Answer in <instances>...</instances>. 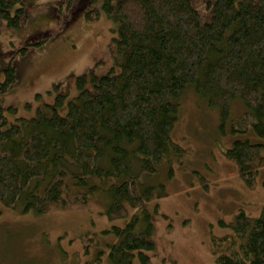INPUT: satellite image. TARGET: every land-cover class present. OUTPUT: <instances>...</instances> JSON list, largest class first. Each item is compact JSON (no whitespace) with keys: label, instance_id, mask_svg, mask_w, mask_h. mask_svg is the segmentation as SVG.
<instances>
[{"label":"trees","instance_id":"16d2710c","mask_svg":"<svg viewBox=\"0 0 264 264\" xmlns=\"http://www.w3.org/2000/svg\"><path fill=\"white\" fill-rule=\"evenodd\" d=\"M208 5L213 12L207 22L191 0H103L86 10L88 22L102 14L113 22L121 71L78 76L76 97L59 93L51 114L17 116L12 122L7 111L17 114V108L0 102V202L43 212L60 202L85 204L87 187L103 191L111 201L110 220L137 210L125 226L108 231L117 237L110 246L111 264H133L136 255L149 264L148 252L156 244L147 210L154 187L147 181L169 157L181 161L190 152L171 135L185 92L192 88L217 109L222 124L240 100L245 111L231 121L232 132L253 128L264 137V0ZM26 14L23 0H0V32L4 26L20 28ZM27 49L22 47L20 56ZM4 72L0 94L17 80L14 66ZM66 104L67 112L60 113ZM261 151V144L245 139L225 152L253 189ZM230 227L232 234L213 240L218 263L264 264V208L256 218L240 212Z\"/></svg>","mask_w":264,"mask_h":264},{"label":"rangeland","instance_id":"374dc122","mask_svg":"<svg viewBox=\"0 0 264 264\" xmlns=\"http://www.w3.org/2000/svg\"><path fill=\"white\" fill-rule=\"evenodd\" d=\"M27 7L20 28L4 26L0 32V82L12 65L17 80L0 94L10 121L51 114L56 96L78 94V76L89 71L99 78L120 72L114 24L105 15L88 22L85 12L103 0H23ZM117 1V0H116ZM204 22L210 21L215 0H191ZM46 39V40H45ZM42 41L41 44L35 43ZM27 46L20 56L19 50ZM67 104L58 108L67 112ZM245 111L240 100L232 103L230 120L222 124L217 109L191 88L181 99L179 120L172 139L190 150L180 161L169 157L156 176L148 204L154 225L149 264H219L215 237L232 234L230 223L240 212L256 218L264 208V137L253 128L233 133L231 121ZM249 133V134H248ZM262 145L263 164L256 188L248 187L238 165L225 152L236 140ZM134 172L138 165H132ZM206 184V186H205ZM110 197L87 187V202L49 206L43 212H22L0 202V264H111L110 246L117 237L108 231L125 226L127 218L110 220ZM142 225V224H141ZM139 226L141 228L142 226ZM96 243V244H95ZM133 264H142L138 255Z\"/></svg>","mask_w":264,"mask_h":264}]
</instances>
